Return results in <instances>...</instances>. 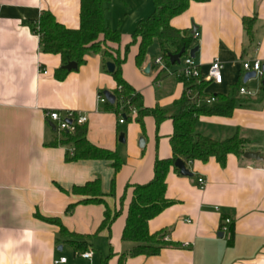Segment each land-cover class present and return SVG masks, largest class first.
Instances as JSON below:
<instances>
[{"label":"crops","instance_id":"obj_1","mask_svg":"<svg viewBox=\"0 0 264 264\" xmlns=\"http://www.w3.org/2000/svg\"><path fill=\"white\" fill-rule=\"evenodd\" d=\"M44 10L66 28L79 29L80 0H0V264H56L62 258L66 262L58 264H120L136 245L122 239L134 187L153 180L157 159L172 157L174 124L167 119L157 125L153 116L145 117L143 126L135 120L120 124L117 115L105 111L99 94L112 93L117 83L107 68L111 61L101 53H89L84 65L59 80L54 74L62 67L61 57L42 52L29 27ZM154 11L153 0H111L107 19L121 33V43L111 48L124 54L139 23ZM170 25L200 34L195 40L191 33L186 53L199 46L200 104L215 96L245 102L230 117L202 116L197 133L216 141L237 135L244 140L243 154L258 158L230 154L224 167L215 158L195 161L186 164L192 177L172 168L166 180L172 204L149 222V231L177 247L157 256H127L124 264H264V90L256 75L243 81L241 66L259 61L264 68V0L191 2ZM139 43L122 65L124 80L142 95L145 108L173 109L186 88L179 76L182 59L176 65L164 62L166 68L158 65L163 56L156 40L139 67ZM215 61L222 65L220 85L206 80ZM240 88L250 94H239ZM47 110L86 115L88 140L118 152L122 168L115 172L106 160L67 162L69 148L54 145L58 134L44 117ZM200 178L206 181L203 189ZM95 181L104 203H84L89 197L73 190ZM107 210L120 215L109 229H101ZM225 218L231 224L223 234L219 228ZM88 251L92 258H83Z\"/></svg>","mask_w":264,"mask_h":264},{"label":"trees","instance_id":"obj_2","mask_svg":"<svg viewBox=\"0 0 264 264\" xmlns=\"http://www.w3.org/2000/svg\"><path fill=\"white\" fill-rule=\"evenodd\" d=\"M210 0H153L155 11L151 17L139 23L133 34L132 43L126 47L125 53L118 50H106L101 54L115 65L112 73L117 88L112 94L115 103L102 104L104 110L112 112L125 122L135 120L141 126L147 116H153L157 125L170 119L174 124V133L171 137L172 157L169 159H157L154 166V178L146 185L134 187L133 199L130 204L126 226L123 232V241L135 243V247L128 255L121 257L120 264H124L127 256H157L167 247H177L168 243L161 234H151L149 222L171 206L166 198L167 176L173 168L177 173L175 162L182 159L187 165L195 161L207 163L215 158L217 163L224 167L226 157L230 154L241 156L243 154L244 140L237 135L224 141H216L210 137L197 133L199 120L202 116L230 117L232 112L243 106L244 101L235 97L215 96L217 103L208 105L200 104L204 84H198L195 80L185 82L183 99L175 104L173 109H148L144 107L143 97L123 78L122 65L125 63L130 47L139 43V52L136 63L141 67L145 61L148 49L157 40L161 47L162 59L167 66L171 65L169 56L178 54L182 50L188 51L193 43L191 33L179 31L171 27V20L186 12L191 2L206 3ZM111 0H80V27L68 29L57 21V18L49 11H42L38 21H30L29 27L38 35L41 51L57 54L62 59V67L56 71L59 80L64 79L69 73L75 72L86 63L89 53H100L101 43H121V33L113 30L107 19V12ZM247 25L251 21H244ZM250 30V29H249ZM170 45L175 50L170 51ZM75 63L77 69L67 70L66 66ZM264 90V87L261 86ZM193 91L196 95H189ZM239 91V89H238ZM106 91H101L100 96H105ZM133 111H137V117L132 118ZM54 145L68 147L66 161L69 163L84 160L112 161L115 172H118L123 161L118 152L101 149L93 145L87 138V125H76L72 131L58 132ZM75 193L89 197L84 203H104L99 181L87 184L84 187L74 188ZM75 205L69 207L67 213H71ZM120 212L112 214L107 210L101 229L110 228L119 217ZM59 223L58 220H47ZM65 232L64 228L62 229Z\"/></svg>","mask_w":264,"mask_h":264},{"label":"built area","instance_id":"obj_3","mask_svg":"<svg viewBox=\"0 0 264 264\" xmlns=\"http://www.w3.org/2000/svg\"><path fill=\"white\" fill-rule=\"evenodd\" d=\"M38 37V35H36ZM200 37V34L198 31H195L193 34V38L196 40ZM158 65H161L163 68H166L164 60L158 59L156 62ZM242 70L246 73L248 72H254L256 77L263 78V66L259 61H242L241 63ZM222 65L215 61L210 68L209 75L206 78L208 81H213L217 85H220L222 83ZM43 72H45L43 70ZM179 76L186 79L187 81L195 80L198 84H201L203 81V77L200 73L199 66L196 64L195 59L190 57L189 53L186 54L182 58V69L179 72ZM239 94L241 95H249L250 93L246 91L244 88L239 89ZM189 95H195L193 91H189ZM196 96V95H195ZM100 104L109 103L107 98L105 96H99L98 98ZM217 102L215 97H209L204 100L205 104L213 105ZM132 118L135 119L137 117V111H133L131 114ZM44 117L49 123H54L56 130L58 132L63 131H72L76 125H86L88 123V117L86 115L74 112V111H67V112H59L56 110L53 111H45ZM119 123L123 124L125 123V119L120 117ZM262 172L264 173V168L262 169ZM198 184L203 189L206 186V181L203 178H200L198 180ZM231 221L230 219H223L222 223L220 225V232L221 233H227L230 227ZM167 240V238H165ZM81 256L85 259H91L93 256V253L91 251L85 252L81 254ZM66 259L62 258L60 261H57L58 263H65Z\"/></svg>","mask_w":264,"mask_h":264},{"label":"water","instance_id":"obj_4","mask_svg":"<svg viewBox=\"0 0 264 264\" xmlns=\"http://www.w3.org/2000/svg\"><path fill=\"white\" fill-rule=\"evenodd\" d=\"M193 33H195V31ZM198 52H199V46H196V47H194L193 49L190 50L189 55H190V57L195 59L196 58V54ZM186 53H187L186 50H182L178 54H171L169 56L171 64L172 65L181 64V59L186 55ZM107 68H108V71L110 73H113L115 71V65L113 63H111V62H109L107 64ZM150 68H151V66H148L145 72L149 73L150 72ZM66 69L67 70L77 69V65L75 63H70L68 66H66ZM263 73H264V68H263ZM252 77H255V73L254 72H248V73L245 74L243 81L246 82L248 79H250ZM261 85L264 87V76L262 78ZM105 97L107 98V100H108V102L110 104L113 105L115 103V96L112 93L105 92ZM50 127H51V129L53 128L54 130H56V127H55L54 123H50ZM120 141L121 142H125L124 135H122L120 137ZM144 145H145V140L142 138L141 141H140V146L144 147ZM243 157L246 158V159H257L258 155L256 153L245 152L243 154ZM175 167L180 171V174L182 176H185V177H192L193 176V174L187 168L186 163L182 159H178L175 162Z\"/></svg>","mask_w":264,"mask_h":264},{"label":"rangeland","instance_id":"obj_5","mask_svg":"<svg viewBox=\"0 0 264 264\" xmlns=\"http://www.w3.org/2000/svg\"><path fill=\"white\" fill-rule=\"evenodd\" d=\"M124 15V10L122 9V10H120L119 12H118V17H122ZM112 44L111 43H101V51H100V53H102L103 51H106V50H111L112 48V46H111ZM156 47H157V44H154V47H152L151 49H150V52H155V50H156Z\"/></svg>","mask_w":264,"mask_h":264}]
</instances>
